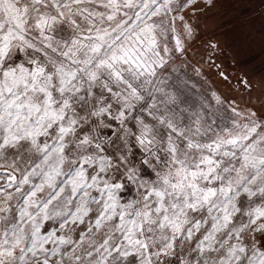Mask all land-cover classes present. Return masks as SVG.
<instances>
[{
    "label": "snow or ice",
    "instance_id": "obj_1",
    "mask_svg": "<svg viewBox=\"0 0 264 264\" xmlns=\"http://www.w3.org/2000/svg\"><path fill=\"white\" fill-rule=\"evenodd\" d=\"M220 8L0 0V264H264V72Z\"/></svg>",
    "mask_w": 264,
    "mask_h": 264
},
{
    "label": "rangeland",
    "instance_id": "obj_2",
    "mask_svg": "<svg viewBox=\"0 0 264 264\" xmlns=\"http://www.w3.org/2000/svg\"><path fill=\"white\" fill-rule=\"evenodd\" d=\"M220 4V11L226 12L233 19L235 28L251 31L255 37V44L251 51L241 54L239 58L249 61L245 65L248 69L257 73L264 72V0H220ZM251 10L257 14H253L255 18L252 15V20ZM209 35L208 31L202 32L200 39L196 42L197 45L208 39ZM216 37L224 49L220 62L230 70V65L235 63L237 53L228 46L227 37L220 35L219 32L216 33ZM208 75L214 78L213 73L209 72Z\"/></svg>",
    "mask_w": 264,
    "mask_h": 264
},
{
    "label": "crops",
    "instance_id": "obj_3",
    "mask_svg": "<svg viewBox=\"0 0 264 264\" xmlns=\"http://www.w3.org/2000/svg\"><path fill=\"white\" fill-rule=\"evenodd\" d=\"M243 2V1H242ZM253 5L251 4V7H252ZM253 14H255V15H257L256 13H253V10H251V13H250V17H251V20H252V15ZM255 15H253L254 17L253 18H255ZM257 21V20H256Z\"/></svg>",
    "mask_w": 264,
    "mask_h": 264
}]
</instances>
